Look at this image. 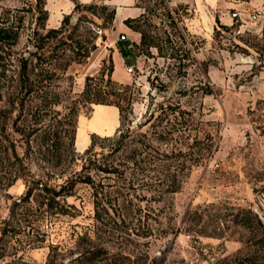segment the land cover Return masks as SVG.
Returning <instances> with one entry per match:
<instances>
[{
    "label": "rangeland",
    "instance_id": "rangeland-1",
    "mask_svg": "<svg viewBox=\"0 0 264 264\" xmlns=\"http://www.w3.org/2000/svg\"><path fill=\"white\" fill-rule=\"evenodd\" d=\"M27 1L0 0V27L23 17L5 48L14 57L34 43ZM94 5L115 11L111 0H44L37 38L69 16L42 38L48 79L22 110L0 103V264L252 256L258 237L238 221L264 224V0H133L146 48ZM110 66L122 116L110 106L117 120L110 107L89 120L98 105L85 78Z\"/></svg>",
    "mask_w": 264,
    "mask_h": 264
},
{
    "label": "trees",
    "instance_id": "trees-1",
    "mask_svg": "<svg viewBox=\"0 0 264 264\" xmlns=\"http://www.w3.org/2000/svg\"><path fill=\"white\" fill-rule=\"evenodd\" d=\"M27 2L29 5L27 10L31 13V21L34 23L31 34V39L34 43L27 56L21 55L19 57H14V54L12 55L5 51L6 47L11 48L17 44L23 17L19 16L14 18V20L12 19V21L9 17H5L2 19L3 26L0 27V103H2L3 100H6L11 108L14 109V106L18 104L21 110L25 101L28 100L31 95L38 92L42 82L45 79H48V74H50L47 69L42 68L43 63L49 61L48 59L51 57V55L47 56L43 50V39H54L56 35L63 31L65 26H68L69 22V16H65L59 29H48L43 37L37 38L38 30L44 29V23L47 18L46 11L44 10V0H31ZM78 8L79 5H75L73 11L75 12ZM85 8L88 12L92 11V14H95L98 9L101 13L106 11L103 20L107 21L108 24L113 22L115 14L114 8H108L106 5H102L101 7L94 5ZM142 18H144L143 14H140L135 18H127L123 21V24L131 31L140 34V46L142 45V47L146 48L151 46L153 42L152 38L146 33V31L140 29L139 21ZM78 24L79 23L74 24L71 28L77 29ZM69 38L71 40V37ZM75 44L76 48H78V41H76ZM134 45L136 46V44ZM41 50L42 53H40ZM78 52L79 51H77L75 55L79 54ZM6 57L8 58V64L4 63ZM74 60L75 59L72 61ZM9 62H15L16 64L10 65ZM67 64L68 63L63 66L66 67ZM59 65L61 66V64ZM61 69L64 71L63 67ZM112 74L113 66H110L106 75L101 73L99 76L86 77L85 94L91 97V102H94L95 105L116 107L119 112V118H121L123 111L120 103L121 100H123L122 94L120 95V93H116V90L120 88V85L118 86V84L111 79ZM7 86L11 90L10 92L7 91ZM124 89H127V87ZM124 98H126V94L124 95ZM1 117L9 118L3 111H0V118ZM94 137L95 135L92 136L90 146L94 144ZM238 223L244 228L251 229L256 233L258 240L254 245H260V249L255 251L252 256L239 260L237 264H264V224L257 218V216L252 215L251 213L245 214Z\"/></svg>",
    "mask_w": 264,
    "mask_h": 264
},
{
    "label": "crops",
    "instance_id": "crops-1",
    "mask_svg": "<svg viewBox=\"0 0 264 264\" xmlns=\"http://www.w3.org/2000/svg\"><path fill=\"white\" fill-rule=\"evenodd\" d=\"M112 4L115 6V16L116 19H119L121 22L122 19H127V18H134L136 16V9L135 8H129V6L132 4L133 0H111ZM129 11V12H127ZM134 12V13H133ZM103 107H110V106H103V105H98L93 108L92 115L89 120L93 118V116L97 113V110ZM113 111V115L115 117V120H117V110L114 107H110ZM90 132H95L97 134L103 133L102 131L97 132L95 130H91Z\"/></svg>",
    "mask_w": 264,
    "mask_h": 264
},
{
    "label": "bare ground",
    "instance_id": "bare-ground-1",
    "mask_svg": "<svg viewBox=\"0 0 264 264\" xmlns=\"http://www.w3.org/2000/svg\"><path fill=\"white\" fill-rule=\"evenodd\" d=\"M127 12H129V11H127ZM134 13V12H133Z\"/></svg>",
    "mask_w": 264,
    "mask_h": 264
},
{
    "label": "water",
    "instance_id": "water-1",
    "mask_svg": "<svg viewBox=\"0 0 264 264\" xmlns=\"http://www.w3.org/2000/svg\"><path fill=\"white\" fill-rule=\"evenodd\" d=\"M121 38H123V36Z\"/></svg>",
    "mask_w": 264,
    "mask_h": 264
}]
</instances>
